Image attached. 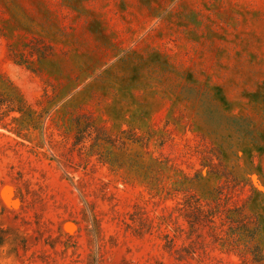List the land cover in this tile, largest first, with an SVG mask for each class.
I'll return each mask as SVG.
<instances>
[{"label":"rangeland","instance_id":"374dc122","mask_svg":"<svg viewBox=\"0 0 264 264\" xmlns=\"http://www.w3.org/2000/svg\"><path fill=\"white\" fill-rule=\"evenodd\" d=\"M0 74L51 110L50 146L0 126V264H264L216 240L229 209L264 222V0H0ZM83 114L168 136L164 155L218 192L214 226L190 234L182 194L80 156Z\"/></svg>","mask_w":264,"mask_h":264},{"label":"trees","instance_id":"16d2710c","mask_svg":"<svg viewBox=\"0 0 264 264\" xmlns=\"http://www.w3.org/2000/svg\"><path fill=\"white\" fill-rule=\"evenodd\" d=\"M50 114L51 110L44 106L37 110L27 101L18 86L11 80L4 79L0 74V126L2 129L25 140L31 135L33 138L29 140L34 139L35 141L31 142L35 145L48 146L49 143L44 137ZM215 114L217 116L218 111ZM219 114L222 115L221 120L225 122L229 120L227 114L221 109ZM211 123L213 124V120ZM220 127H223V124H220ZM68 130L75 132L73 150L80 156L86 159L96 157L111 172H125L127 178L142 184L153 197L169 200L182 194L178 211L189 221L190 234L193 235L201 232V229L203 231L205 227L214 226V218H217L221 211L211 209L209 205L215 201L218 192L211 185L204 184L205 177L201 178L198 173L183 169L164 155L161 149L169 139L168 136L161 140L159 146L153 148L151 140L140 132L127 129L117 133L110 132L100 126L95 118L86 114L73 118L71 125H68ZM225 136L221 135L220 138L224 139ZM36 137L40 145L36 143ZM50 144H52L51 141ZM237 155L240 161L238 167L244 174L243 157L245 158V155L240 152ZM220 206L218 204V209ZM242 214L244 219L240 220ZM262 218L263 216L258 217L254 221L239 207L234 210L229 209L222 220L223 225L231 230V234L217 236L216 240L220 244L223 243L224 251L248 252L254 263L264 262V256H260L261 249L264 248ZM2 225L0 221V248L9 240L8 233Z\"/></svg>","mask_w":264,"mask_h":264}]
</instances>
